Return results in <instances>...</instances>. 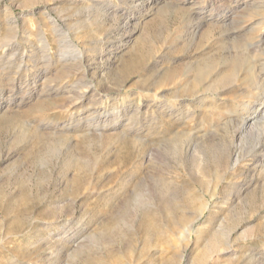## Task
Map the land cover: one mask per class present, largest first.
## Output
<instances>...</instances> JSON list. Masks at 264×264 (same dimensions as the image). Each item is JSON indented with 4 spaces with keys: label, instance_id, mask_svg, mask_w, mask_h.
<instances>
[{
    "label": "rangeland",
    "instance_id": "obj_1",
    "mask_svg": "<svg viewBox=\"0 0 264 264\" xmlns=\"http://www.w3.org/2000/svg\"><path fill=\"white\" fill-rule=\"evenodd\" d=\"M257 13L254 0H0V264H264V151L215 197L191 178L224 175L204 150L225 149L246 88L194 94L264 63ZM187 193L209 206L190 232Z\"/></svg>",
    "mask_w": 264,
    "mask_h": 264
},
{
    "label": "bare ground",
    "instance_id": "obj_2",
    "mask_svg": "<svg viewBox=\"0 0 264 264\" xmlns=\"http://www.w3.org/2000/svg\"><path fill=\"white\" fill-rule=\"evenodd\" d=\"M254 4H255V8H256V10L258 12L260 10H264V0H254ZM257 16H261V24H263L264 23V14L257 13ZM260 37H262V36H260ZM262 42H264V41H262V39L260 38L259 42L253 43L250 46L255 47V49H259V47H261L260 45H262ZM247 47L249 48V46H247ZM245 52H247V51L245 50ZM235 54H237V53H235ZM244 60H246V59H244ZM241 63H243V62H241ZM237 67H240V66H237ZM208 68H210V67H208ZM242 70H240V72H238L239 70L238 71L236 70L237 74H235V75L234 74L233 75L230 74V75H226L223 78L221 77L222 79L219 78L220 79L219 81H217V82L214 81L215 83L211 84V85H207V83L205 81H203L202 83H199L200 86L199 85L198 86H199L200 89L198 91H196L194 89L196 91L195 94H194L195 97L196 96H198V97L200 96L202 98H206V96L211 94V93L214 94L215 96H219L220 97L223 92L230 91V90L235 89V88H240L242 86H245V88H246V90H244V93H242L240 96H237L235 99L233 98V100L231 101V103H236V105H235V108H234L235 109V113L229 114V115H231L230 117L233 120L229 119L230 121H227L226 124H225L226 125L225 126L226 129H229L228 134L230 135V137L228 138L227 143H225L226 146L224 145L225 149L223 151H221V150L219 151V149H218L219 146L216 147V145L215 146L211 145V146L206 147L205 150H204L205 156H206V154H208V155L210 154L211 155L212 153H215V154L217 153V158H218L217 166H216L217 172L220 169H223L224 170V175L221 176V177H220V175H217L216 180H215V182H216L215 187L207 188L206 187L207 186L206 182L204 180V178H205L204 177V173H203V171L201 169H199L200 165L197 168L198 169V171H197L198 173L195 172L196 175L191 174V178L192 179L195 180L197 178V179L201 180L200 184H199V189L201 191H205L206 190L208 192H209V189H211L210 192H213L214 195L211 194L213 197H215V195L217 194L221 184L226 180V176L228 174H230L231 171H234L239 166V164L243 163L244 161H246L247 158L254 157L257 154H260L261 152L264 151V126H263L264 125V106L262 107V109H259V107H256V104H259L258 106H262L260 104H262L264 102L263 101L261 103V100L264 98V63H262L260 65V68H258V69H256V67L255 68L254 67L251 68L248 71V75L249 76L245 77L244 79L242 78V74H241L244 70L243 71ZM201 73H202V71H201ZM214 79H216V78H214ZM192 90H193V87H192ZM186 93H187V91H186ZM176 98H178V97H176ZM241 98L247 99V100L246 101H242V100L240 101ZM224 131H225V129H224ZM224 140H226V139L224 138ZM196 142H197V140H196ZM220 142H222V141H220ZM198 144H200V143L198 142ZM198 149H200V148H198ZM201 149H202V147H201ZM214 158H216V157H214ZM258 159H259L260 162H262L261 166L264 167V155L259 156ZM261 159H262V161H261ZM198 161L200 162V160H198ZM194 165H195V163H194ZM192 179H191V181H192ZM185 196H188L189 205L191 207H195L196 210L194 212H192L191 215L183 216L181 221H180V225L179 226L182 227V228H186L188 230V232H190V231H192V228L194 227V225L199 220H201V218L203 217L205 211H207L209 209V206H208V204H202L201 199L194 198L195 197L194 194L187 193V194H185ZM262 199H263V205H264V198H262ZM167 203H168V201H167ZM60 215L63 216V213H61ZM60 215H59V218L61 217ZM107 234L108 235L103 237L102 240H104L106 242V244L111 245L113 243L112 242V237H111V235L109 233H107ZM77 238H78V235H75L73 237V241L72 242H73L74 245L75 244L79 245L81 243V242H79V240L81 238H79V239H77Z\"/></svg>",
    "mask_w": 264,
    "mask_h": 264
}]
</instances>
